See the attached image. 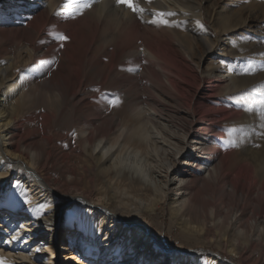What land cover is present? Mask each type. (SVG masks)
<instances>
[{
  "label": "bare ground",
  "instance_id": "1",
  "mask_svg": "<svg viewBox=\"0 0 264 264\" xmlns=\"http://www.w3.org/2000/svg\"><path fill=\"white\" fill-rule=\"evenodd\" d=\"M165 2L188 17L182 0ZM14 3L0 7V21L25 20L0 31V55L10 36L20 50L0 63V264H48L45 236L62 221L67 264H264V157L240 156L241 85L148 32L158 0H132L135 12L116 0ZM109 29L121 41L100 55ZM166 201L186 250L142 226L140 212Z\"/></svg>",
  "mask_w": 264,
  "mask_h": 264
},
{
  "label": "rangeland",
  "instance_id": "2",
  "mask_svg": "<svg viewBox=\"0 0 264 264\" xmlns=\"http://www.w3.org/2000/svg\"><path fill=\"white\" fill-rule=\"evenodd\" d=\"M60 1L64 3L69 0ZM165 1L158 0L159 5L163 7L160 13H174ZM182 2L184 4L181 7L184 8V14L188 17H181L175 13L165 17L151 16L148 32L153 36H164L171 41L176 40L180 43L183 46L180 48V53L191 62L192 67L199 71L222 72L227 78L230 74L231 78L233 77L237 81V85H241L245 90L240 94L244 101L242 105L244 118L235 125V138L241 145L239 150L241 157L250 161L261 159L264 157V0H193L190 4L183 0ZM2 6L16 8L14 0H0V7ZM154 19H166L169 23L167 26L151 23L150 21ZM24 21L20 14L12 19L1 20L0 31L10 34V30L20 29ZM231 24L237 27L228 30L227 27ZM3 27L10 30L2 29ZM86 30L89 33L92 32L91 27ZM10 38L11 43L7 46V54L0 55V63L6 59L14 58V55L20 51L15 44L14 37L10 36ZM95 40V47L100 55L104 54L107 49L117 46L121 41L120 37L111 29L101 31ZM136 46L143 50L140 44H136ZM193 46L196 47L195 52L192 51ZM115 53L118 56L120 52L116 50ZM191 53H194L192 59ZM131 60L133 59L131 58ZM168 66L173 68L174 61H169ZM18 72L21 78L27 73L23 69H19ZM31 72L35 77L45 79L37 69L31 70ZM140 76L143 77L141 73ZM138 97H144V95L140 93ZM164 101L172 106L173 110L185 115L186 110L177 103H173L174 100L169 98ZM186 116L190 118L191 115L186 114ZM60 123L65 127L68 122L65 119L63 123L62 121ZM61 124L60 128H62ZM160 164L158 162L157 166L162 167L163 165ZM124 194L120 191L117 197L121 201L127 202L129 199ZM134 202L135 204H132L130 208L135 210L136 215V201ZM168 203L169 201L164 202L152 214L146 211L140 212L142 226L149 225L153 234L161 237L160 242L166 244L165 247L168 250L171 248L170 246L186 250L189 247L180 244L179 232L175 228L170 231L168 229L170 227ZM17 224L19 225V223ZM64 229L62 221L50 236L49 234L45 236L46 239H49L52 249V254H47L48 264L68 263V261L65 262L66 253L63 250L65 246L63 245ZM43 234L45 235V232ZM83 262H86L85 259Z\"/></svg>",
  "mask_w": 264,
  "mask_h": 264
},
{
  "label": "snow or ice",
  "instance_id": "3",
  "mask_svg": "<svg viewBox=\"0 0 264 264\" xmlns=\"http://www.w3.org/2000/svg\"><path fill=\"white\" fill-rule=\"evenodd\" d=\"M116 2H117L118 4H123V5L127 6V7H129V8L132 9L134 12L137 10V9L134 7V5H133L132 0H116ZM79 7H80L81 9H84V8L89 7V5H88L87 3H84V4L79 5ZM158 15L161 16V17H165V16H171V15H174V13H159ZM150 22H151V23H155V24L164 25V26H167L168 23H169L166 19H154V20H152V21H150ZM58 38H59L60 40H62V41L67 39L66 36H59ZM118 103H119V100H118V99L112 101V104H113L114 106L117 105ZM25 203H28V201L26 200Z\"/></svg>",
  "mask_w": 264,
  "mask_h": 264
}]
</instances>
